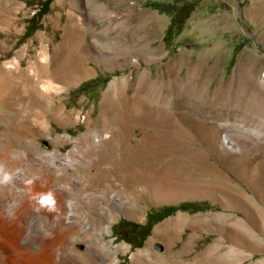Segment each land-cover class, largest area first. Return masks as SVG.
Listing matches in <instances>:
<instances>
[{
    "label": "rangeland",
    "instance_id": "rangeland-1",
    "mask_svg": "<svg viewBox=\"0 0 264 264\" xmlns=\"http://www.w3.org/2000/svg\"><path fill=\"white\" fill-rule=\"evenodd\" d=\"M41 1L0 0V66L43 48L91 72L60 71L43 126L0 102V264H264V0H50L35 19ZM202 123L227 129L221 153ZM84 139L187 196L133 203L108 173L131 211L96 219L82 196L105 188L100 163L68 156Z\"/></svg>",
    "mask_w": 264,
    "mask_h": 264
},
{
    "label": "bare ground",
    "instance_id": "bare-ground-1",
    "mask_svg": "<svg viewBox=\"0 0 264 264\" xmlns=\"http://www.w3.org/2000/svg\"><path fill=\"white\" fill-rule=\"evenodd\" d=\"M66 59V56L65 59L62 56V58L60 57L57 60L58 63L56 62V65H53L47 57L45 49L42 48V50H40L36 55L35 62L29 63L27 68L24 70H20L19 59L17 57H14L12 60L3 63L0 66V102L4 101L10 106L17 107L19 112L24 114L27 119H31L34 122L43 126V123L40 121V116L43 113V108L41 107V100L43 98H46L47 95H51V93H56L57 91H59L60 87L57 85L56 81L57 77H60V71L64 68L68 69L70 65V68L68 70L72 71L75 76L74 78L76 79L89 75L91 72V66L89 65V63L80 64L78 66H75L73 64V66L70 61H65ZM110 89L111 87H109L108 91H110ZM25 100L26 104L24 105ZM102 120L104 121L103 123L107 121V119L105 118H102ZM107 123L112 129H117L118 127V124L116 122L112 123L107 121ZM200 130V135L204 139V141H206L208 145L210 144L212 147H214L215 151L217 150L221 153V146L225 145L224 137L226 133L225 130L227 129L213 123H210L208 125L206 123H202L200 126ZM88 143L89 142H87L86 139L80 141L76 144L74 152H72L68 156H75V154H77L78 157L85 160H90L92 163H97L99 161L98 163H100V167L98 166L99 169L97 170V174L101 181L108 173L119 174L123 177V180L124 178H126V176L131 178L132 186L128 191L131 193V195H133V203H136L146 198L156 202H168L173 199L183 198L187 196L185 195L186 192L180 194L179 191H176L173 187H170L165 180L153 176L154 174H149L148 171H135L140 169L135 163L136 157L130 158L126 156L122 157V159L117 158V156H115V153L113 152L115 150H113V153L109 155L105 151L106 148L104 145H106V141L100 142V145L102 147L101 149L103 151L100 155L97 153L96 149L89 146ZM227 157H229V160H232V158H234V156L231 155H227ZM102 184L105 188L98 187L96 189H91L89 187L90 193L88 195L82 196V198L84 199L87 198L85 199L86 202L84 201L83 203L85 207L91 210L92 215L96 219L102 218V215H105L109 211L112 212L111 209H114V213L120 211L122 208L126 210V214L131 211L127 205L129 201H120V203H115L114 201H112V199L114 200L115 198H113L112 195L109 193L112 187L104 182ZM98 201H102L101 205L97 204ZM73 204L75 205L76 203ZM83 211L84 210L81 208L79 212L77 210L76 213L82 214ZM165 231L166 230L164 227L157 226L153 230V236L163 237ZM139 256L140 253L132 255L133 263L137 261V258ZM227 264H236V261L232 260V262H229Z\"/></svg>",
    "mask_w": 264,
    "mask_h": 264
},
{
    "label": "trees",
    "instance_id": "trees-1",
    "mask_svg": "<svg viewBox=\"0 0 264 264\" xmlns=\"http://www.w3.org/2000/svg\"><path fill=\"white\" fill-rule=\"evenodd\" d=\"M49 2H50V0H43V1H41L40 3H39V5H38V8H37V10L33 13V17L35 18V19H38V18H40V16L43 14V13H45L46 12V10H47V7H48V4H49ZM151 5V4H150ZM152 5H155V4H152ZM35 27H31L30 29H29V32L28 33H30L33 29H34ZM168 27H166V29H165V31H164V34H163V37H162V39L164 40L165 38H166V35H167V33H168ZM27 31V30H26ZM232 58H233V53H232V55H231V58H230V60H229V63L230 62H232ZM192 206H190V205H188V204H186V203H183V204H178L177 206H176V209H188V208H191ZM163 213H167V211H163ZM127 223V225H128V222H126L125 220H119L118 222H117V224H116V226H114V228L112 229V232H114V235H115V230H116V228L118 227V226H120V225H125ZM151 224H152V221H151V216H148L147 217V219H146V222L143 224V225H141L139 228H138V230L135 228V224H133V223H129V225H132V229H130V230H128L129 232H134V233H137V231H141V238H143V237H145V235H146V231L148 230V228L151 226ZM129 243L131 244V246L132 247H137V246H139V244H135L134 242H132V241H130L129 240ZM139 243V242H138Z\"/></svg>",
    "mask_w": 264,
    "mask_h": 264
}]
</instances>
